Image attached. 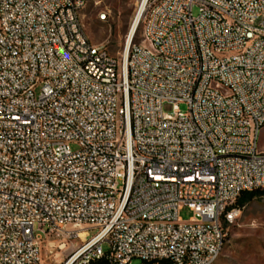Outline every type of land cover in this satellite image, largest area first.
Wrapping results in <instances>:
<instances>
[{
    "label": "built area",
    "instance_id": "built-area-1",
    "mask_svg": "<svg viewBox=\"0 0 264 264\" xmlns=\"http://www.w3.org/2000/svg\"><path fill=\"white\" fill-rule=\"evenodd\" d=\"M84 6L0 0V264H214L264 189V0H144L119 56Z\"/></svg>",
    "mask_w": 264,
    "mask_h": 264
},
{
    "label": "rangeland",
    "instance_id": "rangeland-1",
    "mask_svg": "<svg viewBox=\"0 0 264 264\" xmlns=\"http://www.w3.org/2000/svg\"><path fill=\"white\" fill-rule=\"evenodd\" d=\"M139 4L140 0H85L81 21L90 42L102 44L111 55L119 56L134 26ZM192 12L196 15L197 9L193 8ZM140 36L141 24L138 23L133 42H139ZM35 94H38V89ZM178 109L186 112L187 106L180 103ZM162 111L172 114V105L163 104ZM260 146L264 148V128ZM71 149L75 150V147L71 145ZM178 217L182 222H187L193 217V213L184 207L178 212ZM94 234L95 231H89L88 238ZM73 244L80 245V241L76 239ZM101 248L106 252L108 245L103 243ZM70 250L53 248L49 253L44 248L41 264H59ZM132 264L139 262L134 260ZM214 264H264V194L256 196L240 208L237 220L225 231L224 247Z\"/></svg>",
    "mask_w": 264,
    "mask_h": 264
},
{
    "label": "trees",
    "instance_id": "trees-1",
    "mask_svg": "<svg viewBox=\"0 0 264 264\" xmlns=\"http://www.w3.org/2000/svg\"><path fill=\"white\" fill-rule=\"evenodd\" d=\"M264 194V189L260 191H252L241 194V196L236 200V206L242 207L247 202L251 201L256 196Z\"/></svg>",
    "mask_w": 264,
    "mask_h": 264
},
{
    "label": "bare ground",
    "instance_id": "bare-ground-1",
    "mask_svg": "<svg viewBox=\"0 0 264 264\" xmlns=\"http://www.w3.org/2000/svg\"><path fill=\"white\" fill-rule=\"evenodd\" d=\"M143 4H144V0H143L142 3L139 4V9H138V13H137V16H136V20H135V23L133 24L134 26H135L136 22L139 21V18H140L141 12H142V8H143ZM133 27L131 28V30H130V32L128 34V37H127V40H126L127 45L130 42V40L134 37L135 31L133 30ZM84 236H85L84 233L80 234L81 238H83Z\"/></svg>",
    "mask_w": 264,
    "mask_h": 264
},
{
    "label": "water",
    "instance_id": "water-1",
    "mask_svg": "<svg viewBox=\"0 0 264 264\" xmlns=\"http://www.w3.org/2000/svg\"><path fill=\"white\" fill-rule=\"evenodd\" d=\"M135 22V21H134ZM139 21L136 22L135 26L133 27V30L135 31L136 27H137V24H138ZM134 24V23H133Z\"/></svg>",
    "mask_w": 264,
    "mask_h": 264
}]
</instances>
